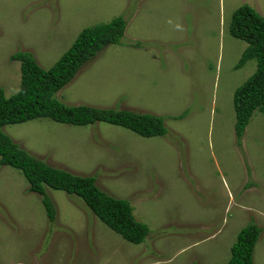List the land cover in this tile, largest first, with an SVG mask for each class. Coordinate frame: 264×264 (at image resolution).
Here are the masks:
<instances>
[{
  "label": "rangeland",
  "instance_id": "obj_1",
  "mask_svg": "<svg viewBox=\"0 0 264 264\" xmlns=\"http://www.w3.org/2000/svg\"><path fill=\"white\" fill-rule=\"evenodd\" d=\"M264 0H0V89H19L28 52L51 67L79 31L123 17L119 44L86 62L55 94L69 106L162 117L164 136L141 137L106 123L66 125L48 118L2 132L45 164L91 176L126 200L148 227L138 245L108 228L82 199L0 165V264H226L239 230L260 229L253 264H264V114L234 132L233 93L256 68H235L247 44L228 32L232 12Z\"/></svg>",
  "mask_w": 264,
  "mask_h": 264
},
{
  "label": "trees",
  "instance_id": "obj_2",
  "mask_svg": "<svg viewBox=\"0 0 264 264\" xmlns=\"http://www.w3.org/2000/svg\"><path fill=\"white\" fill-rule=\"evenodd\" d=\"M125 28L123 17L118 16L107 23L82 29L71 46L48 69L38 66L28 52H16L10 56L20 65V83L18 91L8 97L0 89V165L20 171L29 185L28 190L41 196L50 222L54 219L55 210L45 195V186L82 199L108 228L127 242L138 245L144 241L149 230L135 219L126 200L106 194L91 176L75 175L45 164L20 149L2 132L5 125L48 118L74 126L106 123L145 138L164 136L167 131L162 117L112 108L69 106L55 98V94L70 83L76 72L99 51L119 44L124 38ZM228 32L247 44L235 68L239 69L251 60L256 62L254 73L233 93L234 132L237 138H241L254 111L264 114V17L244 4L232 12ZM260 233L261 229L253 223L241 228L230 248L226 264H253V251Z\"/></svg>",
  "mask_w": 264,
  "mask_h": 264
},
{
  "label": "crops",
  "instance_id": "obj_3",
  "mask_svg": "<svg viewBox=\"0 0 264 264\" xmlns=\"http://www.w3.org/2000/svg\"><path fill=\"white\" fill-rule=\"evenodd\" d=\"M85 28H86V27H85ZM83 29H84V28H83ZM81 31H82V30H81ZM81 31H79V33H80ZM79 33H78V34H79ZM78 34H77V35H78ZM71 44H72V43H71ZM71 44L69 45V47L71 46ZM69 47H68V48H69ZM68 48H67V49H68ZM67 49H66V50H67ZM66 50H65V51H66ZM65 51H64V52H65ZM64 52H63V53H64ZM19 264H23V263H19Z\"/></svg>",
  "mask_w": 264,
  "mask_h": 264
}]
</instances>
